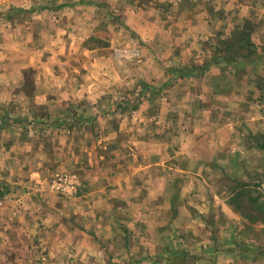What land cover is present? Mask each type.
Listing matches in <instances>:
<instances>
[{
  "label": "crops",
  "instance_id": "0c3cea01",
  "mask_svg": "<svg viewBox=\"0 0 264 264\" xmlns=\"http://www.w3.org/2000/svg\"><path fill=\"white\" fill-rule=\"evenodd\" d=\"M55 2L0 0L3 264L32 236L70 264H264V216L218 180L245 128L264 135V0ZM227 40L248 53L211 65Z\"/></svg>",
  "mask_w": 264,
  "mask_h": 264
},
{
  "label": "rangeland",
  "instance_id": "374dc122",
  "mask_svg": "<svg viewBox=\"0 0 264 264\" xmlns=\"http://www.w3.org/2000/svg\"><path fill=\"white\" fill-rule=\"evenodd\" d=\"M181 1V0H179ZM185 2V1H183ZM49 4L55 5L56 2L55 0H53V3L51 0H49ZM134 63H137V61H133V62H120V63H112L113 65V72H119V70L122 68V72H128V74L132 73V67L134 66ZM99 66H101L100 64H97L94 69L92 70L93 73V78L90 77L89 81H95V84H107L105 83L106 81L104 80V78H102L100 76V74L98 73V71H100V73L102 74V70L99 69ZM102 68V67H100ZM121 71V70H120ZM112 81H114V79H112ZM93 83V82H92ZM137 80L133 79V80H129V90H123L122 91V98L125 102H130V105H136L138 100L140 99L138 92H136L135 86H136ZM224 84H227V87H229V84L232 83V79L231 78H226L223 82ZM96 84V86H97ZM134 86V87H133ZM153 86V85H151ZM148 93H151V91L145 93L146 95ZM144 94V95H145ZM152 94V93H151ZM153 95V94H152ZM118 98V97H117ZM119 99V98H118ZM244 140L243 142L240 144V148L243 149L242 155L240 152H238V154L234 157H228L227 155L225 156V160H227L229 162V165L232 163L233 169L232 171H227L225 170L223 174H221V176H219L218 180H219V187H222L221 189L226 190H230L233 187L236 186H241L243 183H249L252 185V189H248L244 188V191H246V193H249L248 195L251 196H257V195H261L264 198V178L261 179L262 177H264V173H263V168H264V153H261L260 151L255 150L253 147H256V143H257V138H251V134H249V131H247V128H245L244 130ZM258 136V135H257ZM255 144V145H254ZM257 151V152H255ZM260 152V153H259ZM55 179V175L52 178V180ZM51 180V182H52ZM257 181H263V185L262 187H256L255 184ZM1 187V184H0ZM251 190V191H249ZM1 191V189H0ZM53 192V191H51ZM1 195V194H0ZM69 199H71L72 197H68ZM246 212L249 211L254 215H259V216H264V214H260L259 211H254L251 208L249 210H245ZM171 226L170 228H165L164 230H161V232H159L162 236L167 234V232L171 233ZM169 235V234H167ZM41 238V237H40ZM26 242H32L34 244V247L36 251L34 250H27L24 252H18L15 253L13 261L15 263L13 264H70L71 262H77L76 258L78 257V254H72L70 252H65L62 254L59 253H53V252H49V253H41L39 246H41L40 244H38L37 240H39V237L37 236H32L31 238L27 237L26 238ZM18 243V241H17ZM22 245V242L21 244ZM26 246H31V244H27ZM171 248V237H168L167 240H160L159 243V247L160 248ZM168 250V249H167ZM6 254L0 253V264H3L2 260ZM33 255V256H32ZM30 256L32 258H30ZM93 256V255H92ZM171 256V255H170ZM165 258H167V256H165ZM171 259H169V261L166 264H171Z\"/></svg>",
  "mask_w": 264,
  "mask_h": 264
},
{
  "label": "trees",
  "instance_id": "16d2710c",
  "mask_svg": "<svg viewBox=\"0 0 264 264\" xmlns=\"http://www.w3.org/2000/svg\"><path fill=\"white\" fill-rule=\"evenodd\" d=\"M240 39H243V37H247V31L242 32V34L239 35ZM232 41L227 40V41H223L222 45H218L215 48V51L213 53V58L210 62L211 65H219V64H228L230 65L232 63L231 58L235 57L234 54L236 53H244L247 52L248 50V46L250 47V45L248 44V46L242 45L240 44V46H237V44H231ZM236 49V50H235ZM250 49V48H249ZM248 53V52H247ZM210 64H206V67H209ZM257 138V148L261 149L262 151H264V135L260 134V135H255L253 136V138ZM264 173V172H263ZM264 177H262L261 179H263ZM263 185V181H257L255 186L256 187H262ZM248 189H252V185L249 183H243L242 187L239 185L236 188H234L237 192H235V195L233 197V203H235V207L237 208V210L247 216H254L251 212L249 211H245V210H249L250 208L254 211H259L260 214H264V201H261L260 199H262L263 197L261 195H257V196H251L248 195L249 193H246V191H244V188ZM251 191V190H249ZM259 216V215H257ZM261 217V216H259ZM263 218V217H262ZM256 220H258L256 218ZM264 220V219H263Z\"/></svg>",
  "mask_w": 264,
  "mask_h": 264
},
{
  "label": "built area",
  "instance_id": "2783aa9c",
  "mask_svg": "<svg viewBox=\"0 0 264 264\" xmlns=\"http://www.w3.org/2000/svg\"><path fill=\"white\" fill-rule=\"evenodd\" d=\"M181 1H189V0H181ZM71 177V178H69ZM73 176L67 175V174H58L55 178V180L52 182V188L55 190H60L61 187L67 182H72L73 181ZM68 185H71V188L74 189L76 184L69 183ZM74 185V187H73Z\"/></svg>",
  "mask_w": 264,
  "mask_h": 264
}]
</instances>
